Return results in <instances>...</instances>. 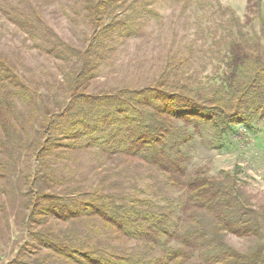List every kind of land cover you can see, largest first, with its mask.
<instances>
[{
  "label": "trees",
  "instance_id": "obj_1",
  "mask_svg": "<svg viewBox=\"0 0 264 264\" xmlns=\"http://www.w3.org/2000/svg\"><path fill=\"white\" fill-rule=\"evenodd\" d=\"M42 1L51 0H0L23 43L58 63L50 75H25L16 56L0 50V198L2 208L10 201L23 212L28 231L7 264H264V203L235 172L190 170L186 152L196 137L221 139L264 120L262 0L253 18L259 28L217 1L227 18L212 34L211 54L239 52L226 60L224 81L193 79L172 57L140 86L98 92L90 86L102 66L145 36L160 0H66L69 19L90 27L84 46L48 24ZM84 156L106 171L94 183ZM168 189L181 192L176 202ZM229 234L253 243L236 248Z\"/></svg>",
  "mask_w": 264,
  "mask_h": 264
},
{
  "label": "rangeland",
  "instance_id": "obj_2",
  "mask_svg": "<svg viewBox=\"0 0 264 264\" xmlns=\"http://www.w3.org/2000/svg\"><path fill=\"white\" fill-rule=\"evenodd\" d=\"M217 1L231 6L245 24L254 23L259 28V21L253 20L258 12L259 0H190L186 4L160 0L155 4L160 18L148 21L145 36L131 38L121 46L118 57L102 66L90 91L98 92L129 82L140 86L167 67L172 57L179 58L180 65L189 68L193 79L203 82L224 81L228 69L226 60L232 55L239 56V52L235 46H226L221 49L218 59L215 53L211 54L212 34L219 33L222 29L220 23L227 18L218 10ZM38 7L48 24L67 41L84 46L89 40V25L83 19L77 23L69 19L66 0L42 1ZM261 8L264 15V0ZM24 36L0 12V50L13 53L19 59L20 71L25 75L30 71L43 76L56 72L57 61L34 48L31 41L24 44ZM211 142H217L218 147L212 146ZM186 152L192 156L190 170L207 164L211 174L218 175L222 170L235 172L253 195L254 202L264 203V120L255 122L252 129L236 125L233 132L221 139L207 133L205 137H196ZM83 158L89 182L94 183L106 172L96 168V163L102 164V161H94L88 156ZM117 168L114 165L111 171ZM146 182V179L140 181V185L144 186ZM166 192L173 202L181 194L174 189ZM2 203L4 200L0 198V264H7L17 255L19 247L28 241V231L23 212L19 210L17 213L10 201H7L5 209ZM227 241L242 250L253 243L252 238L232 234L227 236Z\"/></svg>",
  "mask_w": 264,
  "mask_h": 264
}]
</instances>
